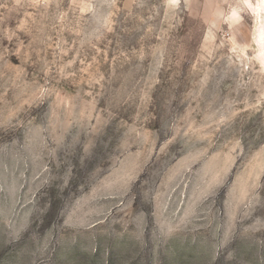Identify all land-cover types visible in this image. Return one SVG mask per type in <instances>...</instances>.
Segmentation results:
<instances>
[{
    "label": "rangeland",
    "instance_id": "obj_1",
    "mask_svg": "<svg viewBox=\"0 0 264 264\" xmlns=\"http://www.w3.org/2000/svg\"><path fill=\"white\" fill-rule=\"evenodd\" d=\"M264 0H0V264H264Z\"/></svg>",
    "mask_w": 264,
    "mask_h": 264
},
{
    "label": "clouds",
    "instance_id": "obj_2",
    "mask_svg": "<svg viewBox=\"0 0 264 264\" xmlns=\"http://www.w3.org/2000/svg\"><path fill=\"white\" fill-rule=\"evenodd\" d=\"M262 55H264V54H262Z\"/></svg>",
    "mask_w": 264,
    "mask_h": 264
}]
</instances>
